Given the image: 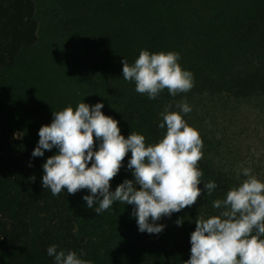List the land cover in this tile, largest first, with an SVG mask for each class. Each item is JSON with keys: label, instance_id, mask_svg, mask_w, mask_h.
I'll return each instance as SVG.
<instances>
[{"label": "trees", "instance_id": "16d2710c", "mask_svg": "<svg viewBox=\"0 0 264 264\" xmlns=\"http://www.w3.org/2000/svg\"><path fill=\"white\" fill-rule=\"evenodd\" d=\"M101 2V24L92 26L94 21L84 13L87 19L80 23L86 27L91 22V37L82 38L80 50L69 45L61 57L72 69L87 71L84 60L90 58L97 72L108 74L114 92L102 111L119 121L125 137L132 130L143 134L146 144L155 143L164 131L158 127L164 108L175 110L178 103L195 95H264V0ZM37 41L35 0H0V76L15 65L24 48ZM91 46L98 48V55H84ZM141 49L179 53L182 68L194 76L191 90L173 97L165 89L155 100L137 93L134 82L122 78L121 60L125 57L133 63ZM14 133L0 123V248L19 250L20 255L34 248L47 264H54L46 254L51 244H56L58 251L82 250V258L92 264H183L190 258V234L198 215H217L220 209H213L212 202L223 199L229 188L242 181L217 165L202 147L197 167L203 172L202 182L215 181L212 195L206 196L203 190L192 206L170 218L162 217L157 223L166 227L159 234L139 232L131 215L133 206L115 202L113 211L123 216L108 221L116 242L90 248V231L84 226L90 218L80 209L78 193L62 191L53 196L42 188V164L48 156L33 158L34 148L21 137L13 139ZM130 155L125 156L123 166L110 181L111 190L124 179H133L126 169ZM32 176L35 182L30 181ZM198 187L203 189V183ZM178 218H183L181 226L175 224ZM118 224L123 230L116 234Z\"/></svg>", "mask_w": 264, "mask_h": 264}, {"label": "clouds", "instance_id": "9594fccd", "mask_svg": "<svg viewBox=\"0 0 264 264\" xmlns=\"http://www.w3.org/2000/svg\"><path fill=\"white\" fill-rule=\"evenodd\" d=\"M180 55L174 51H139L133 63L123 57L122 78L134 82L135 91L155 100L167 89L170 96L187 93L194 85L190 70L182 68ZM103 102H79L53 111L50 124L38 130L39 140L31 153L43 157L45 151L56 149L42 164L41 186L53 196L62 191L68 195L86 189L82 199L97 216L115 202L132 205L138 231L159 234L166 225L157 223L171 217L186 206H192L203 190L212 195L215 181L202 182L197 167L202 157L203 142L196 129L184 116L192 111L186 102L172 110L166 106L160 113L158 127L162 137L155 143L145 142L143 134L132 131L125 137L119 121L102 111ZM21 133H14L13 139ZM133 179H124L115 190L110 181L123 166ZM90 165V166H89ZM31 167V163L28 165ZM245 177L228 189L223 199L212 202L217 215L195 220L190 234V258L183 264H264V180L251 167L237 169ZM35 182V176L29 178ZM203 183V189L198 187ZM183 218L175 221L181 226ZM56 244L46 248L54 264H92L82 258L81 250H57Z\"/></svg>", "mask_w": 264, "mask_h": 264}, {"label": "rangeland", "instance_id": "374dc122", "mask_svg": "<svg viewBox=\"0 0 264 264\" xmlns=\"http://www.w3.org/2000/svg\"><path fill=\"white\" fill-rule=\"evenodd\" d=\"M101 3V0H35L38 41L24 48L15 65L0 76V123L21 133L20 137L33 148L39 140V128L51 123L53 111L69 105L75 108L83 100L89 104L103 102L104 106L110 103L114 87L107 73L97 72L90 58L84 60L87 71L79 67L72 69L61 57L69 45L80 50L82 38L91 37V22L86 23V27L80 23L87 19L84 13L94 21L92 26L101 24ZM96 46L99 48V44ZM91 47L84 50V55L99 54L97 47ZM184 101L192 108L185 115L186 121L198 131L203 147L217 165L240 180L245 177L238 176L237 169L251 167L253 173L264 180L263 94L234 98L205 93ZM53 151L56 149L46 150L45 156L53 155ZM77 193L80 209L90 218L88 224L84 223L92 239L90 248L106 242L114 245L117 239L110 235L108 221L123 216L112 207L97 216L82 199L88 194L87 190ZM119 230L123 228L118 224L115 233ZM0 264L47 263L34 248L21 255L19 250L0 248Z\"/></svg>", "mask_w": 264, "mask_h": 264}]
</instances>
